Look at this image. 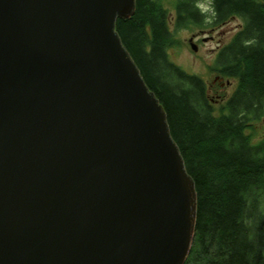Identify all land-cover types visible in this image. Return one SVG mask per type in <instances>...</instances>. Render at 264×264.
<instances>
[{
    "label": "water",
    "instance_id": "water-1",
    "mask_svg": "<svg viewBox=\"0 0 264 264\" xmlns=\"http://www.w3.org/2000/svg\"><path fill=\"white\" fill-rule=\"evenodd\" d=\"M135 8L0 0V264H185L197 191L116 30Z\"/></svg>",
    "mask_w": 264,
    "mask_h": 264
},
{
    "label": "trees",
    "instance_id": "trees-1",
    "mask_svg": "<svg viewBox=\"0 0 264 264\" xmlns=\"http://www.w3.org/2000/svg\"><path fill=\"white\" fill-rule=\"evenodd\" d=\"M199 1L136 0L134 14L118 19L116 30L162 104L195 181L197 218L185 264H264V136L247 131L264 116V0L209 1L211 23L232 16L243 23L224 51V65L214 67L238 79L219 114L205 81L168 53L174 35L166 4H172L178 30L204 26Z\"/></svg>",
    "mask_w": 264,
    "mask_h": 264
},
{
    "label": "rangeland",
    "instance_id": "rangeland-1",
    "mask_svg": "<svg viewBox=\"0 0 264 264\" xmlns=\"http://www.w3.org/2000/svg\"><path fill=\"white\" fill-rule=\"evenodd\" d=\"M203 4V9L209 11L210 0H200ZM169 8V17L171 18L170 29L174 35V41L168 49L170 59L189 74L197 75L201 77L207 87V96L211 101L212 107L216 114H219L220 106L224 103L232 93L235 87H237V80L230 76H224L214 70L215 58H216V42L223 41L229 42L232 35L237 31V24L240 21H228L224 25L221 23H212L211 26H219L216 28L217 33H214V39L209 41H203L202 37L205 34H200L201 29H208L210 25L204 23V26H197L194 24H188L182 28L176 30L174 26V9L172 4H166ZM229 17L226 20H230ZM198 35V38H196ZM196 45V49H192L191 44ZM251 128V127H250ZM248 128V132H252L255 138H261L264 136V116L255 125L254 130Z\"/></svg>",
    "mask_w": 264,
    "mask_h": 264
},
{
    "label": "flooded vegetation",
    "instance_id": "flooded-vegetation-1",
    "mask_svg": "<svg viewBox=\"0 0 264 264\" xmlns=\"http://www.w3.org/2000/svg\"><path fill=\"white\" fill-rule=\"evenodd\" d=\"M198 8H199V6H198ZM200 12L204 16V18H206V20H207V21L205 20L206 23H205V21H204V23L205 24L208 23L207 25H210V27L208 29L206 28V29L200 30V34H202V35L205 34V35H203L202 39H203V41L213 40L214 39L213 34L218 32V30H216V28L219 26V24L217 26H211L212 25V23H211V16H212L211 10L207 11V13L204 12L203 10H201ZM197 18L203 21L202 17H200V18L197 17ZM228 21H240V22L237 24V31L232 35L229 42L228 41L227 42H223V41H217L216 42V58H215L214 65H224V63H225L224 62V51H225L226 47H229L231 44H233V42L237 36V33L240 30H242V27H243L242 20L240 18H238L237 16H232V18L230 20H225V21L220 22L221 23L220 26H222V24L224 25ZM196 38H198V35H196ZM248 42L249 41H245V44ZM235 89H236V87H235Z\"/></svg>",
    "mask_w": 264,
    "mask_h": 264
}]
</instances>
